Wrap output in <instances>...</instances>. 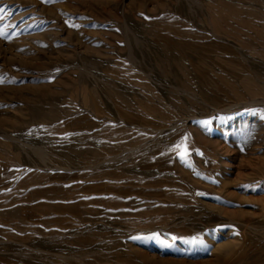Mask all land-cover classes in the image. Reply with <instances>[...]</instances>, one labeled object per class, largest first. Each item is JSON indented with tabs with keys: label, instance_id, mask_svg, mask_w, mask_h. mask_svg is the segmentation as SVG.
I'll return each mask as SVG.
<instances>
[{
	"label": "rangeland",
	"instance_id": "rangeland-1",
	"mask_svg": "<svg viewBox=\"0 0 264 264\" xmlns=\"http://www.w3.org/2000/svg\"><path fill=\"white\" fill-rule=\"evenodd\" d=\"M0 31V264H264V0H0Z\"/></svg>",
	"mask_w": 264,
	"mask_h": 264
},
{
	"label": "snow or ice",
	"instance_id": "snow-or-ice-1",
	"mask_svg": "<svg viewBox=\"0 0 264 264\" xmlns=\"http://www.w3.org/2000/svg\"><path fill=\"white\" fill-rule=\"evenodd\" d=\"M6 35V33H4L3 31H0V36H5ZM0 82H2V81H0ZM204 123H208L207 121H205ZM177 148H181V147H183V151H182V155H186L187 154V148H186V146H181V145H177L176 146ZM199 195H203V193H198ZM153 238H158V236H153ZM133 239H136V237H133ZM172 239L173 240H175V239H177L176 237H172ZM193 243H195L196 241L195 240H193L192 241ZM201 243H202V241H201Z\"/></svg>",
	"mask_w": 264,
	"mask_h": 264
}]
</instances>
